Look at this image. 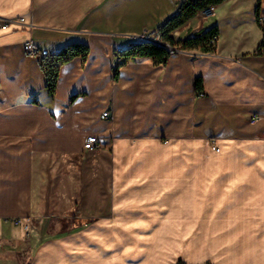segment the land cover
Wrapping results in <instances>:
<instances>
[{
    "label": "crops",
    "instance_id": "crops-1",
    "mask_svg": "<svg viewBox=\"0 0 264 264\" xmlns=\"http://www.w3.org/2000/svg\"><path fill=\"white\" fill-rule=\"evenodd\" d=\"M183 1L0 0L27 23L0 28V264H264V0H225L172 33L218 25L214 52L128 60L114 78L115 49ZM72 42L89 55L50 91L42 64Z\"/></svg>",
    "mask_w": 264,
    "mask_h": 264
},
{
    "label": "trees",
    "instance_id": "trees-1",
    "mask_svg": "<svg viewBox=\"0 0 264 264\" xmlns=\"http://www.w3.org/2000/svg\"><path fill=\"white\" fill-rule=\"evenodd\" d=\"M225 0H186L180 2L177 11L174 15L164 21L157 31L152 32L151 36H156L161 33L162 40L170 43L174 47L183 49L200 50L202 52H214L215 45L212 44V39L219 36L218 25L202 30L195 35L189 36L185 39L175 40L172 33L183 26L188 20L197 16L200 12L216 6ZM260 22V16H258ZM264 31V25L260 22ZM260 48H264V38L260 44ZM90 52V47L84 42H72L67 44L62 50L49 62L42 64L43 70L47 78V86L50 91H54L60 66L71 59L80 56L87 59ZM178 53L174 49L153 41L146 40L142 37L132 40L129 45L124 48L119 54V59L114 64V78H117L119 69L128 60H135L138 58H151L156 65H166L170 56ZM196 93L203 91V80L201 77L195 79ZM30 264V263H27ZM175 264H186L182 258H179ZM206 264H212L210 262Z\"/></svg>",
    "mask_w": 264,
    "mask_h": 264
},
{
    "label": "built area",
    "instance_id": "built-area-1",
    "mask_svg": "<svg viewBox=\"0 0 264 264\" xmlns=\"http://www.w3.org/2000/svg\"><path fill=\"white\" fill-rule=\"evenodd\" d=\"M201 13L205 16H210L213 14V9H212V7H210L208 9L202 11ZM260 22L262 24H264V19L261 17H260ZM16 23L21 24V25L27 24V23H25V19L21 18V17H19V18L0 17V28H6V27H9V26L16 24ZM141 37L146 39V40L153 41L155 43L163 44L170 49H174L178 53H185V52H191V51H198L197 55H205V54L212 53V52H202L200 50H190V49H183L180 47H174L170 43L162 40L161 33H158L156 36H151L149 34L144 33L141 35ZM217 41H218V36H215L211 42L213 45H216ZM24 48H25L26 52H28L29 54L34 55L36 57L47 58V57L52 56V53L49 49H43V48L33 44L32 42H27L25 44ZM122 50H123L122 47H117L115 49L116 60L119 59L118 54ZM198 95L202 96V95H204V92H199ZM110 114H111V111L107 110L102 114V117L103 118H109ZM98 144H99V137L95 134H91V135H88L87 138L85 139L84 148H85V150H88V151H94L98 148ZM14 222L17 224H21L24 227V229L26 230L27 236L29 237V226H30L29 223L25 222L23 219H20V218L14 219Z\"/></svg>",
    "mask_w": 264,
    "mask_h": 264
},
{
    "label": "rangeland",
    "instance_id": "rangeland-1",
    "mask_svg": "<svg viewBox=\"0 0 264 264\" xmlns=\"http://www.w3.org/2000/svg\"><path fill=\"white\" fill-rule=\"evenodd\" d=\"M15 228H16V231H17V236H18V239H19V243H21V245H22V247H24V248H22V253H23V256L22 255H20L21 257H22V259L23 260H25V262H28V260H29V257H30V246H28L29 245V243H30V239H31V236H32V227H31V225L29 226V236L30 237H28L27 236V232H26V234L24 235H22L21 234V230H20V228L19 227H17V226H15ZM25 231V230H24ZM25 233V232H24ZM12 234H11V231H8V233L7 234H5L4 236H5V238H7L8 236H11ZM26 243V244H22V243ZM20 248V249H21ZM21 253V252H20ZM21 253V254H22Z\"/></svg>",
    "mask_w": 264,
    "mask_h": 264
}]
</instances>
